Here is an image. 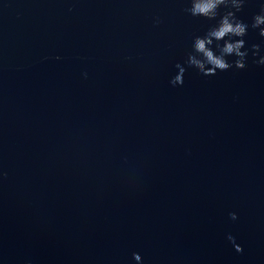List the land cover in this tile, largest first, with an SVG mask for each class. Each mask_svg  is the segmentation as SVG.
Masks as SVG:
<instances>
[{
  "label": "water",
  "instance_id": "1",
  "mask_svg": "<svg viewBox=\"0 0 264 264\" xmlns=\"http://www.w3.org/2000/svg\"><path fill=\"white\" fill-rule=\"evenodd\" d=\"M189 6L0 0V264H264V65Z\"/></svg>",
  "mask_w": 264,
  "mask_h": 264
},
{
  "label": "clouds",
  "instance_id": "2",
  "mask_svg": "<svg viewBox=\"0 0 264 264\" xmlns=\"http://www.w3.org/2000/svg\"><path fill=\"white\" fill-rule=\"evenodd\" d=\"M245 5L246 0H190L188 14L210 22L202 35L194 36L193 54L189 56V62L204 75H215L217 71L224 72L233 67L244 69L249 55L258 57L255 62L264 65L262 44L249 47L246 40L250 28L258 30L259 36L264 37V0L258 4L259 11L252 16L251 23L238 15ZM233 55L238 59L230 63L227 57ZM173 83L182 84V75H178ZM235 248L242 251L240 245Z\"/></svg>",
  "mask_w": 264,
  "mask_h": 264
}]
</instances>
